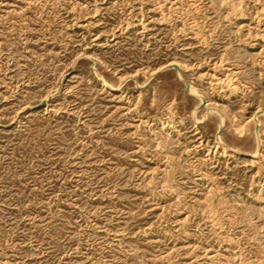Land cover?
I'll list each match as a JSON object with an SVG mask.
<instances>
[{
  "label": "rangeland",
  "instance_id": "obj_1",
  "mask_svg": "<svg viewBox=\"0 0 264 264\" xmlns=\"http://www.w3.org/2000/svg\"><path fill=\"white\" fill-rule=\"evenodd\" d=\"M0 264H264V0H0Z\"/></svg>",
  "mask_w": 264,
  "mask_h": 264
},
{
  "label": "bare ground",
  "instance_id": "obj_2",
  "mask_svg": "<svg viewBox=\"0 0 264 264\" xmlns=\"http://www.w3.org/2000/svg\"><path fill=\"white\" fill-rule=\"evenodd\" d=\"M102 86H103V88H105L106 90H108V91H116L117 90V88L116 87H114V86H112V85H110V84H108V83H102ZM259 147V146H258ZM236 153H239V151L238 150H233V151H231V154H236ZM256 154V153H255Z\"/></svg>",
  "mask_w": 264,
  "mask_h": 264
}]
</instances>
